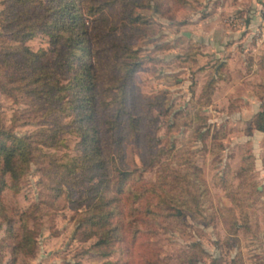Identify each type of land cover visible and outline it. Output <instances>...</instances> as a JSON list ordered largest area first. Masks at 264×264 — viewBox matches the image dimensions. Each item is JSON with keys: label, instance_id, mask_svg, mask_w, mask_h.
Listing matches in <instances>:
<instances>
[{"label": "rangeland", "instance_id": "374dc122", "mask_svg": "<svg viewBox=\"0 0 264 264\" xmlns=\"http://www.w3.org/2000/svg\"><path fill=\"white\" fill-rule=\"evenodd\" d=\"M84 1L96 6L87 18L106 171L79 167L68 175L72 192L64 185L57 195L45 162L33 161L20 189L1 193L0 264H264V73L247 76L255 60L264 69V0ZM37 2L10 0L0 40L17 50L51 46L40 29L50 12ZM23 20L36 33L18 40L12 31ZM234 52L230 66L223 59ZM130 60L139 67L128 94ZM71 121L70 108L0 91V122L17 135L62 126L47 152L82 155ZM101 179L113 210L105 243L95 226H80L88 205L79 198Z\"/></svg>", "mask_w": 264, "mask_h": 264}, {"label": "trees", "instance_id": "16d2710c", "mask_svg": "<svg viewBox=\"0 0 264 264\" xmlns=\"http://www.w3.org/2000/svg\"><path fill=\"white\" fill-rule=\"evenodd\" d=\"M14 1L32 3L35 0ZM5 2L7 7L0 15L8 14L12 6H15L9 4L10 0ZM86 3L84 0H41L39 3L41 8H45L47 13L50 12V15L43 17L40 27L50 36L49 48L41 47L34 51L24 46L17 50L4 40H0V67L7 66L8 70L0 71V91L14 97L23 93L26 97L47 102L51 107H61L63 111L70 108L71 123L80 136L79 145L83 152L81 156H69L44 150V145L49 147L59 145L61 139L58 133L62 126H43L31 134L19 136L11 127L0 122V210L4 208L1 193L6 189L18 191L31 163L38 157H41L42 163L45 162L44 173L53 181L50 187L55 189L57 195L65 192L64 185L71 188L72 192V187L77 183L71 181L68 175L79 167L84 171L94 164L105 174L106 158L103 154L102 132L103 123H106L107 119L101 116L103 100L99 96L98 75L87 18V15L90 17L94 14L93 9L96 6L92 7ZM86 7L89 10H84ZM102 7L103 5H99L97 11ZM24 21L12 31L18 40L32 38L36 33L35 24ZM14 53L18 54L19 58H14L13 55L16 56ZM138 67L139 62L136 60L124 62L122 79L128 94L132 87L129 81ZM122 101L124 102L123 99ZM122 108L125 107L117 108V116L122 114L124 110ZM258 115L261 119L257 120V127L264 130V110ZM58 170L65 171L64 174L61 173V178L58 176ZM103 181L106 180L101 179L100 186L98 184L91 186L95 191L93 194L88 191L86 197L79 198V201L86 203L89 208L84 210L80 226L84 227L85 224L95 226L102 237L99 243L108 241L110 232L114 229L110 226L109 220V214L113 210L106 209V205L111 202L107 199L105 191L108 184ZM103 185L104 189L101 188ZM95 193H98L96 200ZM113 197L117 198L115 195ZM29 239L27 237L26 241L30 242Z\"/></svg>", "mask_w": 264, "mask_h": 264}, {"label": "crops", "instance_id": "0c3cea01", "mask_svg": "<svg viewBox=\"0 0 264 264\" xmlns=\"http://www.w3.org/2000/svg\"><path fill=\"white\" fill-rule=\"evenodd\" d=\"M262 40V42H264V37H263V39H261ZM263 47H264V43H263ZM238 59H240V55L237 53H233L232 55H230V57H228V58H224L223 59V61H227V64H229L230 66L231 65H233V63L235 62V61H237ZM254 59H257V57L255 56L254 57ZM233 67V66H232ZM259 67V64H258V60H255V61H253L252 62V64H250V65H247V76H249L250 78H254V74H257V72H260L261 74L262 73H264V69H260V68H258ZM231 71H232V69H231ZM233 73V72H232ZM231 73V74H232ZM232 76V75H231ZM230 81H229V85H231L233 82V79H229ZM219 83V82H218ZM216 98V94H214V100H213V102L214 101H217V99H215ZM248 98H249V100L248 101H253V102H251V104H254L255 102H254V96H248ZM247 103V102H246ZM247 104H249V102L247 103ZM255 131H260V132H262L261 130H255ZM257 132H254V135L255 134H257Z\"/></svg>", "mask_w": 264, "mask_h": 264}, {"label": "built area", "instance_id": "2783aa9c", "mask_svg": "<svg viewBox=\"0 0 264 264\" xmlns=\"http://www.w3.org/2000/svg\"><path fill=\"white\" fill-rule=\"evenodd\" d=\"M262 21L264 22V6H263V20Z\"/></svg>", "mask_w": 264, "mask_h": 264}]
</instances>
